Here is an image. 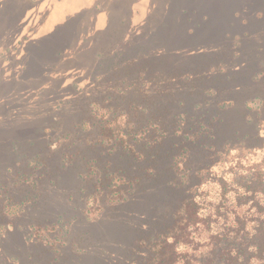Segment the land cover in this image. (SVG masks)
Here are the masks:
<instances>
[{"label": "rangeland", "instance_id": "rangeland-1", "mask_svg": "<svg viewBox=\"0 0 264 264\" xmlns=\"http://www.w3.org/2000/svg\"><path fill=\"white\" fill-rule=\"evenodd\" d=\"M263 141L264 0H0V264H134Z\"/></svg>", "mask_w": 264, "mask_h": 264}, {"label": "trees", "instance_id": "trees-1", "mask_svg": "<svg viewBox=\"0 0 264 264\" xmlns=\"http://www.w3.org/2000/svg\"><path fill=\"white\" fill-rule=\"evenodd\" d=\"M259 153L237 150L203 171L194 192L145 230L153 237L135 242L133 253L147 249L134 264H264V141Z\"/></svg>", "mask_w": 264, "mask_h": 264}]
</instances>
